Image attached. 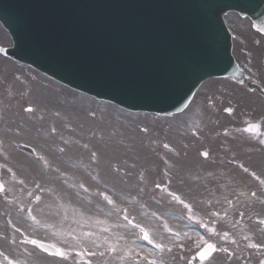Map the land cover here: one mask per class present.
<instances>
[{
	"label": "water",
	"instance_id": "1",
	"mask_svg": "<svg viewBox=\"0 0 264 264\" xmlns=\"http://www.w3.org/2000/svg\"><path fill=\"white\" fill-rule=\"evenodd\" d=\"M208 1L215 0H193L208 16L187 20V31H194L190 38L172 28L176 9L190 6L189 0H0V22L14 38L15 58L97 97H139L145 105L137 109L166 103V110L159 109L166 113L186 98L172 99L183 83L176 85L179 71L169 74L166 67L174 70L206 34L216 6L207 9ZM224 2L218 0V9Z\"/></svg>",
	"mask_w": 264,
	"mask_h": 264
},
{
	"label": "rangeland",
	"instance_id": "2",
	"mask_svg": "<svg viewBox=\"0 0 264 264\" xmlns=\"http://www.w3.org/2000/svg\"><path fill=\"white\" fill-rule=\"evenodd\" d=\"M248 35L244 36L243 38L247 41L248 46L250 45V41L252 39H248ZM238 44L242 45L238 42ZM10 45V41L8 39V36L5 35L4 31L0 28V46H8ZM237 45V44H236ZM245 44L242 45V48ZM252 48V47H251ZM255 52V51H254ZM251 67L252 70L255 72H261L264 74V67L262 64H260L261 60H264V47L258 48L255 53H251ZM260 76V75H259ZM261 77V76H260ZM219 83V85H217ZM214 82L211 86L208 87V84H205L201 89V93L197 98H195V103L192 106V109L189 114H186V116L181 117L183 115L172 117L169 119H161L156 117H148L141 114L136 115H129L124 112H119L117 110H114L115 108H107L104 105H101L99 103H96L88 98L82 97L80 95L74 94L72 92H69L65 88H62L60 86H57L55 84H52L51 82L45 80L41 76H39L37 73H35L33 70L25 67L16 65L15 63L2 58L0 56V132H3L4 135L0 136V163L2 165L3 169V178L5 180L6 190L5 192L0 195V232L2 231L1 225H6L7 219L5 218V212L6 210L11 211L16 217L14 213V209L12 207H9L10 205H25L24 209H26L25 215H23L24 219H19L14 216L12 223H14V226L18 229V231L23 233H29L32 235H38L42 237L43 239L51 240L53 238L54 233L49 232L48 228L45 227L46 221V212H33L31 209H34L35 202L33 200H39L43 203L40 207H45V202H48L50 197L48 193L49 181L48 176L43 173V170H36L33 168H30L29 164H27V159L22 155L20 152V155H17L15 159H12V162L16 165L14 166L13 172L9 171L6 168V161L8 160V154L7 150L5 149V146L9 143L7 147H11L12 139L15 137V143L21 142L23 139L20 137L22 132L25 133L27 130V126L23 127L21 126L18 128V130L14 133L12 124H9L7 127V130L5 131V122L7 120V117L4 118V114H2L1 105H9L14 102H18V108L23 109L24 107H27L28 105H32L36 102L42 103L46 105V112L48 114H55L57 113L59 117L54 119L56 122H61L66 116L70 118V122L74 123L77 127H80L79 125L83 126L84 135H79L80 139L85 142V147H87V142L92 146V148L97 147V142L92 140V135H90L92 132L95 134L96 129L99 127L102 131L107 132L108 129L111 127L112 131L111 135L115 136V143L116 147L113 149L112 153H109V151H104L102 148H100V152L105 154L110 160L116 162L117 164L123 163L125 166H129L130 159H133V155L136 153L141 152H148V156L154 155L158 157L157 153L164 151L163 146H170V145H176L181 149L182 145H190L191 149L190 152H194L193 155L187 156V158L184 160V162H190V163H197L196 161L192 162V160L195 158V154L198 151L197 146L195 145V142L193 139V142L188 143V140L185 138L186 136H190V134H195L197 137H202L206 139L208 137V149L213 150L215 152H221V151H228L226 153V156L229 158V151L237 154L239 151L234 146H236L239 141L241 140V137L243 139L249 138V135L240 132L241 134H237L238 132H228V130H223L225 126H222L221 128H216L214 125H216V120L213 123H209L210 121L206 120L205 117H203V114L206 111V108H208V96L206 97V94L208 95L210 92L213 97H215L218 101V106L213 107V111L218 117H222V109L224 107L230 106L232 104V98L231 96H224V91H229V87L222 83V82ZM210 91H208V88H210ZM21 94V98L18 101V95ZM235 95V94H234ZM25 100V101H24ZM236 104L235 106L239 111H243L245 113H240L237 111L238 114H245L248 115L251 119L252 112H246L254 109L256 104L254 101L245 96V95H238L237 100H235ZM2 108H8L7 106ZM19 114V112H17ZM35 113L34 115H36ZM74 114V116L72 115ZM13 114L10 113V116L13 120H17L16 116H12ZM12 119H10V122H12ZM193 121H196L193 122ZM98 123H111L108 126H103ZM223 123V122H222ZM227 120H225L224 124H228ZM79 124V125H78ZM228 126V125H227ZM95 128V131L93 129ZM23 129V130H22ZM89 132L88 133H85ZM222 131V132H221ZM238 131H240L238 129ZM228 132V135L225 136V134ZM139 136H138V135ZM212 136V137H211ZM85 137V139L83 138ZM136 137H140L141 141H144L147 145L148 142H151L152 145L155 141L156 143L161 141L160 146L157 149L154 150H147L142 149L140 147L136 148L137 145L133 143V141H139ZM218 137V138H217ZM234 137L233 141H231V138ZM90 139V140H89ZM88 140V141H87ZM153 141V142H152ZM175 143V144H174ZM149 145V144H148ZM209 145H211V148H209ZM14 146V145H13ZM250 146V145H249ZM102 147V145L100 146ZM251 151L256 153L255 156H251V163H254L253 167H256L260 171L264 172V149H258L255 146H250ZM226 148V149H225ZM142 149V150H140ZM182 151V149H181ZM186 151V150H185ZM200 151V150H199ZM154 152H157L153 154ZM112 154V155H110ZM198 155V154H197ZM239 157H241V154H237ZM185 156V154H184ZM231 156V155H230ZM60 157V156H59ZM153 157V156H152ZM245 157V156H244ZM121 160V161H120ZM61 161V157H60ZM104 156H100V164H104ZM108 161V162H109ZM52 169H58V164H52L47 163V167L49 166ZM181 166V165H180ZM183 166H186V163L183 164ZM17 167L21 169V171L17 170ZM105 168L98 167L99 169L96 171V173H92L90 169H84V185L85 188L83 190V195L85 200H98L96 195H93L94 186L96 182L93 180V178L100 183L103 184V186H107L109 184L110 180V174L108 172V163ZM201 166H199L200 168ZM91 168V166H89ZM182 168V166H181ZM27 169H29V172H26ZM212 170V167L210 164H208V171ZM212 172L213 175L219 177V173ZM33 179L39 180V182H34ZM120 181V180H119ZM47 182V183H46ZM99 184V183H98ZM228 184V183H226ZM217 185L218 184L217 182ZM120 187H124L125 183L120 181L119 184ZM54 192L58 195V190H54ZM217 194V193H216ZM218 195V194H217ZM221 198V197H220ZM69 201H71L70 198H65ZM219 199V198H218ZM109 200V199H108ZM36 205H38V203ZM86 204H89L86 202ZM236 204V203H235ZM6 205L8 207H6ZM238 209H240V206H238ZM237 209V210H238ZM87 210V208H86ZM251 214V210L248 208ZM8 214V211H7ZM217 218H219V215L215 213ZM196 220L202 216L194 215ZM220 219V218H219ZM41 220H43L41 224ZM214 221L215 223H213ZM211 229H215V233L220 232H228V228L224 226V224H220L216 222L215 220L211 219L208 220V222H205ZM27 225L36 228L32 230L30 227H27ZM162 229L159 227L160 231L168 230V229H174L176 232H178L183 238L187 237V234L183 232L184 230L180 228H175L173 225L174 223L166 222V227ZM168 228V229H167ZM88 228H85V231H82L84 240L91 241L92 235L87 231ZM213 231V230H212ZM155 237L161 238L162 235H159L157 232L153 233ZM237 237V234H234ZM219 236V235H218ZM232 236L228 239L222 238V237H216L215 240L220 245L219 252L214 255L213 258H211L208 262L205 264H242L241 262V256L239 254V245H238V239ZM163 238V237H162ZM166 242H171L170 239L165 238ZM200 241V238H197L196 241ZM173 241V240H172ZM194 240L191 239L190 241L184 240V242H179L178 240L175 241V243L180 244H188L191 245V243ZM246 241L248 242H256L252 238H247ZM197 244V243H196ZM65 246H70L69 243L65 242ZM195 246L191 245L190 250L188 252H192L194 250ZM193 249V250H192ZM249 253V252H248ZM6 255V256H5ZM81 255V254H80ZM105 260L101 261V264H108V258H111L110 256H105ZM49 259V260H48ZM77 259V258H76ZM81 255V260H82ZM30 261V264H55V260H52L50 258H47L43 255H39L32 250L27 249L26 247L16 245V247H13L10 249V245L6 241H3L0 239V264H21V262H27ZM251 260H254L253 258L249 259L250 264H254ZM81 261L78 260L77 264H81ZM180 264H184L181 262ZM246 264V263H244Z\"/></svg>",
	"mask_w": 264,
	"mask_h": 264
},
{
	"label": "bare ground",
	"instance_id": "3",
	"mask_svg": "<svg viewBox=\"0 0 264 264\" xmlns=\"http://www.w3.org/2000/svg\"><path fill=\"white\" fill-rule=\"evenodd\" d=\"M221 188H224V187H221ZM221 190L224 191V189H221ZM74 200H75L77 203L81 204V201H80L78 198H74ZM247 201H248V200H247ZM83 205H84V206H87L86 204H83ZM102 226L105 227L106 230L108 229L105 225L102 224ZM102 230H103V229H102Z\"/></svg>",
	"mask_w": 264,
	"mask_h": 264
}]
</instances>
